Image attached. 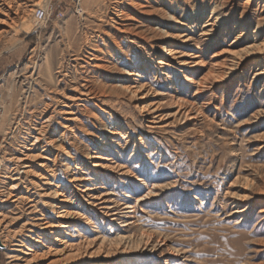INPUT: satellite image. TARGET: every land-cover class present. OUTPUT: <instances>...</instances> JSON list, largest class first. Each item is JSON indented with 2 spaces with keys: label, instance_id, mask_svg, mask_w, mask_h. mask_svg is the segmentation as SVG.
Wrapping results in <instances>:
<instances>
[{
  "label": "rangeland",
  "instance_id": "rangeland-1",
  "mask_svg": "<svg viewBox=\"0 0 264 264\" xmlns=\"http://www.w3.org/2000/svg\"><path fill=\"white\" fill-rule=\"evenodd\" d=\"M12 1L23 14L0 27V264H264L260 0ZM138 3L165 12L144 15ZM38 9L47 14L41 25ZM215 17L221 26L211 27ZM169 41L172 57L158 65L168 52L155 47ZM211 65L199 92L185 81ZM81 85L92 93L78 96ZM114 120L126 126L128 142L111 134ZM110 137L111 150L100 151ZM27 150L37 157L13 204L12 169ZM95 153L110 161L96 170L104 189L88 198L79 190L96 182ZM75 171L82 181L73 186ZM56 185L68 188L78 214L65 243L51 247L57 231L22 226L55 218ZM103 207L117 208L116 216ZM65 244V259L51 251ZM28 246L38 249L32 258Z\"/></svg>",
  "mask_w": 264,
  "mask_h": 264
},
{
  "label": "bare ground",
  "instance_id": "bare-ground-1",
  "mask_svg": "<svg viewBox=\"0 0 264 264\" xmlns=\"http://www.w3.org/2000/svg\"><path fill=\"white\" fill-rule=\"evenodd\" d=\"M130 1H134V0H130ZM140 1H142V0H140ZM253 0H247L246 1V3H245V5H248V3L249 2H252ZM133 3V2H132ZM260 3H262V5L264 6V0H260ZM134 5V4H133ZM138 5L140 6V8L142 9V10H145V5H142V3H138ZM244 5V6H245ZM133 7V6H132ZM136 7H138V6H136ZM22 4H19V3H13V1L11 0V1H9V0H0V27H6V28H10L11 27V23H14V22H16L17 21V19H19V18H21V15L23 14H21V11H22ZM152 9H151V12H154V13H156V12H159L160 14H163L165 11H164V9L161 7L160 8V6L159 7H151ZM38 10H40L42 13H44V17L43 18H41L40 20L36 17V11L34 12V22H35V24L37 25V24H42V23H44V21H46V16H47V14H46V12L44 11V10H42V9H38ZM141 10V11H142ZM137 11H139V10H137ZM140 12V11H139ZM151 12H149V11H147V10H145V11H142V13L144 14V15H147V14H151ZM121 14H122V12H121ZM139 14V13H138ZM24 16V15H23ZM213 19V18H212ZM21 20H22V18H21ZM208 20V19H207ZM24 21V20H23ZM19 22H20V20H19ZM21 23V22H20ZM46 23V22H45ZM17 24V23H16ZM22 24V23H21ZM23 24H25L24 22H23ZM214 24H215V26H221L222 25V22H221V20L220 19H218V17H215L214 18V20H213V23L211 24V27H213L214 26ZM13 25V24H12ZM14 25H15V23H14ZM13 25V27L15 28L16 26H14ZM20 25V24H19ZM19 28V27H18ZM223 28V27H222ZM226 28V27H225ZM12 30H13V28H11ZM28 29V28H27ZM152 28H150V30H151ZM213 29V28H212ZM212 29H211V31H212ZM224 29V28H223ZM245 30V29H244ZM244 30H241V32H240V36L241 37H244L245 36V34L246 33H244ZM31 31V30H30ZM247 31V30H246ZM123 32V31H122ZM103 33V32H102ZM158 33V32H157ZM166 33V32H165ZM112 35H113V33H112ZM255 35V34H254ZM164 36H166V37H168L169 39H172V35H168V33H166ZM117 38V37H116ZM119 38L120 37H118V40H119ZM185 41H187V39H185L184 40V42ZM100 42V41H99ZM118 42V41H117ZM167 42V41H166ZM165 42V43H166ZM172 41H169V43H168V45H166V46H161V45H158V46H156L155 47V49L156 48H158V49H160L161 51H162V53L164 54V52L165 51H167L168 53L166 54V56H162V58H161V60L160 61H158L157 62V64L158 65H161V64H164L162 61H166V59H165V57L167 58V57H172V55L171 54H169V53H173L174 52V50H173V48H175L176 47V44H174V43H171ZM263 42V41H262ZM164 43V44H165ZM259 45V44H258ZM261 45V44H260ZM263 46V45H262ZM97 47V46H96ZM259 47H261V46H259ZM247 48V47H246ZM254 48V45L252 44V46H250V47H248L247 49H243L242 51H241V53H248V52H250V49H253ZM120 50V54L121 53H123V54H125V55H127V53L128 52H124L123 50H121V47L119 48ZM100 50V49H99ZM128 50H130V49H128ZM101 51V50H100ZM111 52L113 53L114 52V49L113 50H111ZM99 53V52H98ZM239 53V52H238ZM122 54V55H123ZM114 55V54H113ZM241 55V54H240ZM181 57H183V55H181L179 58H181ZM190 57V56H189ZM129 58V57H128ZM194 58H197V57H194ZM94 59V58H93ZM95 62L97 61H99V58H97V56H95ZM240 59V58H239ZM242 59V58H241ZM184 61L185 60H180L179 61V63H184ZM234 62V61H233ZM238 62V63H237ZM198 64H200V61L199 62H194V64L192 65V67H196V66H199ZM202 64V63H201ZM233 64V63H232ZM236 64L238 65L239 64V61H236ZM94 65V64H93ZM214 65V64H213ZM213 65H211V69L212 70H208L207 71V73L202 77V78H200L199 80H197V81H193V80H191L190 78H188L187 76H184L185 77V81L186 82H189V83H193V85H195L196 87H197V89H196V91H200V89H201V87H202V84L204 83V82H206V80H207V78L210 76V75H212V71H214L213 69H215L214 68V66ZM95 66V65H94ZM113 66H114V64H113ZM97 67V66H96ZM98 68H99V65H98ZM145 68V67H144ZM235 68V67H234ZM101 69V68H100ZM96 71V70H95ZM94 73V72H93ZM96 74V73H95ZM130 76H136V73H130L129 74ZM81 87H82V89L83 90H81L79 93L80 94H77L78 96H81V95H90V93H92L91 91H92V89H91V91L89 90V88L88 87H86V85H81ZM101 87H103V86H101ZM105 87V86H104ZM110 89H111V92L112 91H114V90H116V87L115 86H112V85H109L108 86ZM105 88H107V87H105ZM139 88H140V86H139ZM101 89V88H100ZM108 89V88H107ZM75 90V89H74ZM102 90V89H101ZM76 91V90H75ZM195 91V92H196ZM104 92H106V91H104ZM115 92V91H114ZM129 93V92H128ZM137 93V92H136ZM134 91L131 93L132 95L130 96V97H132V96H134V94H136ZM96 94V93H95ZM103 94V93H102ZM107 94V93H106ZM105 95V94H104ZM75 96L76 95H73V96H69V98H75ZM103 96V95H102ZM66 98V97H65ZM68 98V99H69ZM102 98V97H101ZM75 99H77V98H75ZM100 99V98H99ZM104 99V98H103ZM134 99V98H133ZM137 99V98H136ZM141 99V98H140ZM136 100V104H139L140 103V101L141 100ZM78 100V99H77ZM91 100V99H90ZM86 101V103L88 102V98H87V100H85ZM178 101V100H177ZM72 102V101H71ZM91 102V101H90ZM179 102V101H178ZM182 105V104H181ZM185 105V104H184ZM180 106V105H179ZM193 106V105H192ZM188 108V107H187ZM194 111V110H193ZM199 111V110H198ZM141 112H144L146 115H148V113H149V108L147 109V105L146 106H143V107H141ZM151 113V112H150ZM191 113V112H190ZM196 113V112H195ZM197 114H198V112H197ZM181 115H183L182 114V112H181ZM108 116H109V114H108ZM184 116L186 117L187 115H185V113H184ZM182 117V116H181ZM188 119V118H187ZM113 120V119H112ZM108 123V122H107ZM106 122H101V124H102V126L104 127V128H108V126H111L112 125V123H109V124H107ZM114 123H116V124H118V125H115L113 128H112V130L110 131L111 132V134L112 135H114V138L115 137H118V138H121V139H124V140H127L128 139V137H129V135H128V132H127V130L125 129V125L123 126V125H121L119 122H117V120H114ZM109 132V133H110ZM97 137V136H96ZM36 140H38V138L36 137ZM114 140H112V137H110L109 138V140H108V142H105V141H103V143L101 144V148H99L100 149V151H106V149H110L111 150V143H114L113 142ZM91 142V141H90ZM126 142H128V140L126 141ZM93 146V145H92ZM87 147H89V146H87ZM31 150H27V152H25L24 154H23V157L22 158H19V157H16L15 158V163H14V167H13V169H12V172H13V178H12V180L11 181H13V184H15V185H12V187H10V191H14V190H16V189H19V192H17V193H15V192H10L11 193V198H10V200L12 201V203L13 204H16V203H18L20 200H21V197H23V196H18V194H20V188H18L19 186H21V184L23 183V181L25 180V178L30 174V168H31V165H30V161H32L33 159H35V157H37V156H33L32 155V153L30 152ZM92 159H95V161L96 162H94L91 166H90V164H89V166H90V168L89 169H91L92 170V173L96 176V179L94 180V181H96V182H94V183H92V185H91V187H89V188H87V187H85L84 186V189H82V190H79V191H81L80 193H85V192H88V193H85L86 194V197H88V194H90V193H92L93 191H96V190H98V189H104V187H102V186H99V185H102V183L100 182V179H98V173L99 172H97L96 170L97 169H99V168H101V167H106L107 165L105 164L104 165V163H101V162H109L110 160L108 159V158H105V157H102L99 153H95V155L93 156V158ZM53 163H54V161H53ZM43 167V166H42ZM45 168V167H44ZM47 168H49V167H47ZM74 169H76V170H78L79 168L77 167V166H75V168ZM45 171H47V170H45ZM48 171H50V170H48ZM81 172L79 171V172H77V171H75L74 173H72L71 174V178L69 179L70 180V182L71 183H73V186H76V184L75 183H78V182H80V181H82V180H80L81 179V177H79L81 174H80ZM89 173H91V172H89ZM40 174L42 175V177L41 178H43L45 181H46V183H49L52 179L51 178H49V173L48 172H44L43 173V171L42 172H40ZM50 177H52V176H50ZM67 187V186H66ZM68 189V188H67ZM65 187H59V186H55V190H54V195H55V198H54V202L52 203V205H54V207H55V210H56V216H55V218L54 219H36V218H32V220H31V222L30 223H25V224H23V226H22V230H23V232L26 230V231H28V232H33V230H35V229H40V230H42V232L44 233V234H49V233H52V232H56V233H58L53 239H52V242H51V247H55V246H59L60 244L61 245H63L65 242H64V239H63V235H65L66 233H67V231L69 230V229H71L72 228V220L71 219H74V218H76L75 217V215H77L76 214V212H74V211H72L73 209H72V207H71V199H70V196L66 193V190H67ZM28 193V192H27ZM94 194V193H93ZM28 197H25V199L26 198H30L31 197V195H27ZM85 196V195H84ZM90 196H91V194H90ZM7 197V196H6ZM144 197V196H143ZM89 198V197H88ZM92 198V197H91ZM13 199V200H12ZM142 199L143 198H140V199H138L137 200V202L138 201H142ZM4 201H7V198L4 200ZM8 203H10V202H8ZM104 203V202H103ZM131 208H133V207H131V206H127V207H125L124 209H131ZM102 209H104L105 210V215L106 214H108V216H116V213L115 212H113L114 210H116V209H113V207H103ZM119 211V210H118ZM134 211H135V209H134ZM244 210H241L240 212H243ZM120 214V213H119ZM132 214H134L133 213V211H131V216L129 217V218H133V216H132ZM87 220V219H86ZM30 234V233H29ZM18 242V241H17ZM16 244V243H15ZM14 244V246L15 247H18V248H22L23 246H24V243H23V241L22 240H20L19 242H18V244L17 245H15ZM68 244H65L64 245V247H62V249H60V250H58L57 248H54V250H51V251H53L54 252V254L56 253L57 255H58V257H60V258H63V259H65L66 257H68V255L67 256H65L67 253H68ZM71 250V249H70ZM27 251H29V252H26V254H24V255H27L26 257H28V256H30L31 258H32V256H34V254H36L37 252H38V249H37V247H35V246H28L27 247ZM38 258V257H37Z\"/></svg>",
  "mask_w": 264,
  "mask_h": 264
},
{
  "label": "built area",
  "instance_id": "built-area-1",
  "mask_svg": "<svg viewBox=\"0 0 264 264\" xmlns=\"http://www.w3.org/2000/svg\"><path fill=\"white\" fill-rule=\"evenodd\" d=\"M36 17L40 20L41 18L44 17V13H42L40 10H38V11L36 12Z\"/></svg>",
  "mask_w": 264,
  "mask_h": 264
}]
</instances>
